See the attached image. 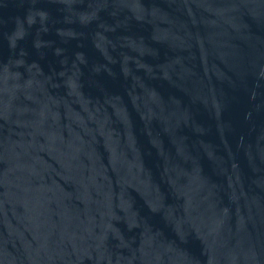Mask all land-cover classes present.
<instances>
[{"label": "water", "instance_id": "95a60500", "mask_svg": "<svg viewBox=\"0 0 264 264\" xmlns=\"http://www.w3.org/2000/svg\"><path fill=\"white\" fill-rule=\"evenodd\" d=\"M0 264H264V0H0Z\"/></svg>", "mask_w": 264, "mask_h": 264}]
</instances>
